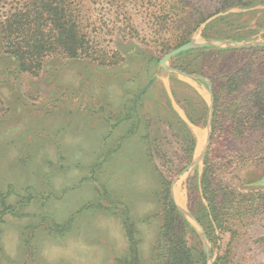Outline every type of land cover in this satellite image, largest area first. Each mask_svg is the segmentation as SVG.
Here are the masks:
<instances>
[{"label":"rangeland","instance_id":"1","mask_svg":"<svg viewBox=\"0 0 264 264\" xmlns=\"http://www.w3.org/2000/svg\"><path fill=\"white\" fill-rule=\"evenodd\" d=\"M78 1L92 58L49 55L33 75L0 47V264H118L136 248L148 261L163 218L158 174L170 187L175 181L173 198L190 214L194 186L201 193L210 141L202 161L177 175L205 144L214 76L238 74L244 93L264 83V0L227 9L191 34L187 42L196 46L167 62L190 77L159 66L175 49L162 52L160 44L175 34L150 30L152 17L134 0L125 9ZM124 12L132 20L124 22ZM208 40L212 45H199ZM186 66L195 72L181 70ZM170 110L194 137L187 164ZM222 126L224 137L211 147L218 182L263 193L264 129L244 134ZM177 210L185 242L204 254L206 246L212 263L227 250L231 264H264L263 209L246 223L235 220L233 239L216 233L215 245L201 226L204 245L198 226Z\"/></svg>","mask_w":264,"mask_h":264},{"label":"trees","instance_id":"2","mask_svg":"<svg viewBox=\"0 0 264 264\" xmlns=\"http://www.w3.org/2000/svg\"><path fill=\"white\" fill-rule=\"evenodd\" d=\"M107 1L115 9H125V4L129 2ZM256 1L260 0H134V3L143 7L145 14L152 17L149 29L155 34L170 31L175 34L171 42L160 44L161 51L166 52L187 42L191 34L209 18L233 7L250 6ZM79 4L78 0H0V7L3 8L0 18L1 49L15 61L20 71L33 75H37L49 55L75 58L83 54L92 58L84 35L89 33V28L81 24L85 16ZM123 15L124 22L132 20L130 13L124 12ZM212 36L239 38L222 33H214ZM181 70L195 72V67L186 66ZM214 78L218 85L212 88L213 115L209 148L203 160L204 168L200 178L201 193L194 186L195 192L190 199L189 210L204 228L207 238L215 245L218 239L216 233L230 234L233 239L237 234L235 220L246 223L257 209L264 210V192H236L234 188L218 182L215 174L217 158L211 151L216 139L224 137V126L221 127L223 122L232 124L237 133L245 134V131H241L243 129L249 133L264 129V83L244 93L239 90L238 74L219 73ZM170 112L175 124L180 127L178 135L185 147L187 164L194 148V137L180 117L172 110ZM187 116L191 122H195L192 115ZM169 125L171 127V122ZM172 127L174 128L173 125ZM235 130H231V133ZM233 160L234 157L231 156L227 163ZM158 183L161 196L159 210L163 218L150 248L149 259L143 261L136 248L130 249V254L120 259L118 264H207L201 247H189L183 238V232L179 230L182 227L179 220L182 216L171 198L170 181L158 174ZM212 264H231L229 251L218 254Z\"/></svg>","mask_w":264,"mask_h":264},{"label":"water","instance_id":"3","mask_svg":"<svg viewBox=\"0 0 264 264\" xmlns=\"http://www.w3.org/2000/svg\"><path fill=\"white\" fill-rule=\"evenodd\" d=\"M212 41L211 40H208L206 42H203V43H200L199 45H212ZM218 43L222 44V45H226V46H231V45H234V46H238V44H235V43H232L229 42V41H225V40H222V41H219ZM196 45L192 42V41H189V42H186L180 46H178L177 48L171 50L170 52H168L167 54H165L163 56V58L161 60H159V66L165 70V71H176L178 72L179 74L183 75V76H186V77H190V75L188 74H185L183 72H180V71H177V70H174L172 68H170L168 65H167V62L169 59L175 57L176 55L184 52V51H187L189 49H192L193 47H195ZM199 79H202L204 80L202 77H199ZM147 87V86H146ZM145 87V88H146ZM144 90V89H143ZM142 90V91H143ZM209 90H210V87H209ZM212 95L210 93V100H209V103H208V118H207V123H206V128L208 129L207 130V135H206V140H205V144L202 148V150L199 152V154L197 155L196 158H194L190 164L184 168L178 175L180 176V174H184L185 172L188 171V169H190L191 167L195 166L197 163H199L200 161H202V158L205 154V151H206V148H207V145L209 143V137H210V133H211V122H212V112H213V107H212ZM175 181H172L171 182V187H170V195H171V198L175 204V206L177 207V209L181 210L187 217H189L199 228V234H200V237H201V240L202 242L204 243L205 245V239H204V233L202 231V227L201 225L196 221V219L190 214L188 213L187 211H185L184 209L180 208L177 203L175 202L174 198H173V193H172V188H173V185H174ZM205 247V256H206V261H207V264H212V258L209 254V250Z\"/></svg>","mask_w":264,"mask_h":264}]
</instances>
